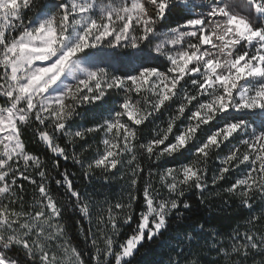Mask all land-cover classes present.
Segmentation results:
<instances>
[{"label":"snow or ice","instance_id":"6c2138e0","mask_svg":"<svg viewBox=\"0 0 264 264\" xmlns=\"http://www.w3.org/2000/svg\"><path fill=\"white\" fill-rule=\"evenodd\" d=\"M0 264H264V0H0Z\"/></svg>","mask_w":264,"mask_h":264},{"label":"trees","instance_id":"16d2710c","mask_svg":"<svg viewBox=\"0 0 264 264\" xmlns=\"http://www.w3.org/2000/svg\"><path fill=\"white\" fill-rule=\"evenodd\" d=\"M73 171H76V169H73ZM119 192V184H113L111 186V193L119 194ZM189 198L194 206L189 214V220L179 222V227L182 231L185 229L190 230L192 226L191 222L198 221L204 223L206 227L216 228L221 232H229L232 228L236 227L238 222L242 223L248 215L246 211L239 209L235 203H232L230 207H224L221 200L215 199L211 201L212 206L208 207L199 202L195 193L189 194ZM141 251L143 252L144 250L142 249ZM152 258L151 255L148 257L141 256L138 257V260L143 262L146 259L150 260Z\"/></svg>","mask_w":264,"mask_h":264}]
</instances>
